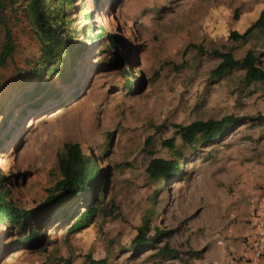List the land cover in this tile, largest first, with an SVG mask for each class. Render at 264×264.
Instances as JSON below:
<instances>
[{"label":"rangeland","instance_id":"374dc122","mask_svg":"<svg viewBox=\"0 0 264 264\" xmlns=\"http://www.w3.org/2000/svg\"><path fill=\"white\" fill-rule=\"evenodd\" d=\"M263 8L264 0H69L63 29L80 50L67 60L63 77L45 68L42 80L54 89L37 105L31 103L38 97L26 96L35 77L20 74L9 85L0 108V173L8 198L37 208L59 177L62 144L78 143L100 158L103 210L77 232L57 210L46 209L23 226H0V264H85L86 254L106 264L245 259L244 235L260 220L264 197V83H244L241 67L220 77L210 71L220 62L214 49L241 58L255 48L264 67L258 36L248 42L229 37L243 33ZM17 33L14 64L0 71V82L40 66L35 37L21 26ZM227 115L246 119L213 141L184 145L174 134L175 124ZM170 137L174 150L161 145ZM178 154L179 172L148 178L152 157ZM144 216L153 239L134 251L130 241ZM155 227L164 234L155 235ZM27 231L35 233L32 246L20 240ZM164 243L179 257L162 258Z\"/></svg>","mask_w":264,"mask_h":264},{"label":"trees","instance_id":"16d2710c","mask_svg":"<svg viewBox=\"0 0 264 264\" xmlns=\"http://www.w3.org/2000/svg\"><path fill=\"white\" fill-rule=\"evenodd\" d=\"M69 0H0V71L9 63L15 61V54L18 48V30L26 28L38 44V54L35 62L40 66H31L0 82V108L4 106L3 98L8 92L9 85L17 84L21 77L24 80L36 78L37 84L26 94L27 99L38 97L31 104H39L53 92V85L49 81L42 80L45 68L55 71L58 75L64 76V66L67 60L71 61L80 50V44L71 40V35L64 32L63 14L64 8ZM100 34L99 36H101ZM258 36V40L264 45V8L259 17L247 27L243 33L232 31L229 37L235 41L248 42L250 38ZM111 45L115 46L117 38L110 35ZM213 53L220 58V62L214 67L210 74L213 77H220L233 67H241L244 71L243 82L246 84L257 82L264 83V67L261 64L259 54L255 48H248L241 58H236L234 53L214 49ZM31 65V62H26ZM70 63V62H69ZM6 82V83H5ZM130 85V82L127 81ZM23 101V98L22 100ZM246 119L227 115L220 119L209 118L198 119L188 124L173 125L174 134L184 145H194L200 142H209L226 134L236 123ZM163 147L174 150L176 147L175 138L163 139ZM166 159L152 157L148 161L145 172L149 179L161 181L169 178L180 171V158ZM56 167L59 177L50 189L42 205L37 208L26 209L17 205L11 198H8L5 191V182L0 173V226L22 225L23 222L37 215L41 210H57L63 220H70L68 230L77 232L93 222L94 218L103 209L99 207L104 197V172L100 164V158L91 153L82 151L78 143L66 141L56 155ZM78 202L73 211L68 213L69 207ZM77 207H81L80 212ZM23 226V225H22ZM34 228V227H32ZM35 230V229H34ZM136 235L130 241V248L138 251L145 248L152 241L153 237L148 235L150 231L149 218L144 216L136 228ZM155 235L164 234L163 230L155 227ZM31 232H33L31 230ZM27 231L21 240L26 246L35 244L34 235ZM159 254L162 258H178L179 252L170 248L168 243L159 247ZM200 250L194 251V256L199 257ZM85 264H106V259H94L90 254L84 255Z\"/></svg>","mask_w":264,"mask_h":264},{"label":"crops","instance_id":"0c3cea01","mask_svg":"<svg viewBox=\"0 0 264 264\" xmlns=\"http://www.w3.org/2000/svg\"><path fill=\"white\" fill-rule=\"evenodd\" d=\"M254 220L255 222L259 223L258 219ZM258 223H256V225H252L250 231L248 230V233L244 235L246 239L244 238L245 243H242V251L244 253L245 259L243 258V260L241 261H234L229 258H226L224 262L225 264H264V255L261 259L255 260L252 252L255 232L254 229L256 226H258ZM252 227H254V229H252ZM215 263L220 264V262L218 263V260H216Z\"/></svg>","mask_w":264,"mask_h":264},{"label":"built area","instance_id":"2783aa9c","mask_svg":"<svg viewBox=\"0 0 264 264\" xmlns=\"http://www.w3.org/2000/svg\"><path fill=\"white\" fill-rule=\"evenodd\" d=\"M260 208L262 215L255 231L252 251L255 260L261 259L264 255V197L260 200Z\"/></svg>","mask_w":264,"mask_h":264}]
</instances>
